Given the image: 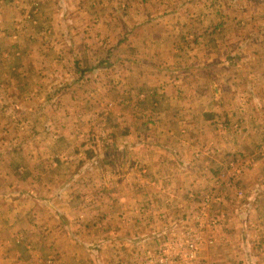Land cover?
<instances>
[{"label": "crops", "instance_id": "1", "mask_svg": "<svg viewBox=\"0 0 264 264\" xmlns=\"http://www.w3.org/2000/svg\"><path fill=\"white\" fill-rule=\"evenodd\" d=\"M202 1L0 0L1 97L14 95L10 103L28 109L34 126L42 120L38 108L50 109L43 120L47 133L35 127L26 136L30 145L17 149L20 158L29 157L22 160L27 175L20 186L34 195L47 189L41 194L45 205L60 197L59 205L74 212L82 198L70 197V189L94 192L87 203L92 210L75 228L63 224L78 213L55 217L33 201L45 212L34 220L43 227L28 225L29 233L90 237L97 244L109 242L116 255L121 247L132 253L136 237H143L141 249L157 245L183 214L180 207L190 203L183 189L211 186L212 173L224 165L214 155L219 152L253 156L244 183L264 190V154H259L264 145V0H212L211 6ZM213 9L219 11V23H194ZM189 39L208 44L205 63L196 50L181 52L178 45ZM169 44L171 54L165 52ZM165 59L173 60L170 73L159 67ZM194 158L197 165L187 162L185 175L177 171L178 161ZM52 160L57 168L46 166ZM50 190H59L56 200ZM60 192L66 194L63 202ZM254 205L253 219L261 223L257 201ZM57 221L62 227L49 224ZM232 235L222 232L217 242L226 246ZM70 243V248L57 246L53 261L39 259L35 250L24 261L14 250L13 264H108L99 258L84 262L80 247ZM251 243L253 253L241 254L240 260L264 264V244L259 252ZM37 249L51 251L45 245Z\"/></svg>", "mask_w": 264, "mask_h": 264}, {"label": "rangeland", "instance_id": "2", "mask_svg": "<svg viewBox=\"0 0 264 264\" xmlns=\"http://www.w3.org/2000/svg\"><path fill=\"white\" fill-rule=\"evenodd\" d=\"M200 1V0H198ZM203 4H209L211 6L212 0H203ZM218 10V9H217ZM219 15V11H215V9L212 10V12H209L206 14V18L200 19L198 17L196 19L197 26H210L211 24L214 23H219L217 20ZM200 32L203 31V29H199ZM225 31V30H224ZM188 32V30H186ZM223 33V30L221 31H216V38L221 37ZM184 39H181L182 41ZM193 39H189L188 41H184V43H181L178 45L179 49L181 52L184 54H187V52H191L196 50V54L198 55V60H203L202 62L205 63L206 59V48L208 47V44L198 46V43H193ZM202 41V39H201ZM200 42V41H198ZM203 42V41H202ZM173 46L171 44L165 45V52L168 54H171L173 52ZM173 60H163L162 63H159V67H163L165 70H167V73H170V70L173 68ZM201 62V61H200ZM158 63V62H157ZM156 63V64H157ZM0 68H1V62H0ZM202 69L204 67H201ZM199 68V70H202ZM8 82V81H7ZM6 82V85L8 84ZM3 84V83H0ZM2 93H0V264H5L4 261H7V264H13L14 257L18 254L20 258H22L24 261H28L30 259V255L32 252L38 251L40 254L39 259L43 258L44 256L50 257V260L53 261L56 259L58 256V253H56V250H59L61 247L65 248H70L73 246L70 242H74V244L79 246V252L81 256H83V261L84 262H92L94 259L97 260L99 258L102 261H106L108 264L109 262H113L116 260L117 262H131L136 258V255H138V251L140 249L138 243L142 241L143 237H136L135 243V248H132L133 252L132 253H125V247L119 248L120 252L116 255L112 252L111 244L107 242L106 244H101L98 243L99 245L101 244L102 249L99 247L97 243L93 242V239L88 237V238H77L74 236H65V238H59V237H45V235L37 233H29L30 228L28 225H32L35 228H42V224L40 221H34L35 216L39 218L40 215L44 214V210L40 208V206H32L33 201H38L42 203V206L47 204L45 197H43L41 194L45 191L48 193L47 189H42L38 190V195H34V192L31 188H22L20 186L21 182H23L25 176L27 175L25 172L24 162L22 160H28L29 157H21L20 154H18V150L20 149L21 145L28 144V141L26 140V136L29 134L31 135L32 131H35L34 128L37 127L39 130L44 128L42 130V133H47L45 130V126L43 124V120L45 121L46 118L50 116V109H45V108H38V113H37V118H41L39 126H34L31 125V123L28 120V117H32V113L28 111V109H19V108H14L10 101L11 98L14 95H9V94H4L3 97H1ZM32 121V120H31ZM30 123V124H29ZM38 130V131H39ZM23 151L24 148H21ZM259 150H262L259 154H264V145L263 147H260ZM258 150V151H259ZM21 151V152H22ZM235 155L241 156L240 159H247L249 160L247 163V167L244 162H242L241 166V172L237 175L238 177V185L242 187L244 190V196L242 199L237 200L234 197L235 194V189L231 187H225L224 189L222 188L221 190V195H223V200L222 203L219 206V209H226L229 213L226 215L225 221H224V228L225 231L228 232H234V235L229 236L227 238H230L227 243H225L223 246L220 241H216V245L213 247L209 248L213 249V252L208 255V250L203 251L202 253V260H206L210 262V264H248L247 262L245 263L244 261L240 260L241 259V254L244 257V255H248L250 253H253V247H252V241L254 243V248H256L259 252H261V244H264V241L260 239L259 235V228L261 230H264V190L259 189V186L256 184H252L253 182L247 183L245 185L244 179L246 174L250 171L249 164H251V167L254 165V160L255 158L253 156H247L245 154H240V153H234ZM234 154H232L234 156ZM24 154L22 153L21 156ZM215 156H219V158L222 160V163L226 164V156H231V155H224L221 152L215 153ZM47 160V159H46ZM175 159V163H176ZM197 158H194V160L191 161H178L177 162V171L181 172L182 174L184 173L183 167L186 166L187 162L189 164H196ZM56 160H52V162ZM45 162V161H44ZM52 162L46 164L47 167H54L57 168L58 164L52 165ZM24 164V165H23ZM197 165V164H196ZM224 168L219 167V169H216L212 173V179H211V186H213L214 183V178L219 174V172ZM226 173L227 170H224ZM223 171V172H224ZM185 175V174H183ZM186 175L185 177H187ZM204 175L202 174L203 177ZM21 181V182H20ZM15 185L16 188H12V186ZM198 186V187H197ZM195 185V189L197 194H199V191L204 190L205 187ZM210 186V187H211ZM209 187V188H210ZM40 188V187H38ZM193 188V187H192ZM193 188V189H194ZM199 188V190H197ZM208 188V187H207ZM41 189V188H40ZM191 188L188 190L183 189V194L185 192L186 197L187 196V191H189ZM84 190H73L72 188L70 189V193L68 194L70 197L74 196L75 194H81V200L80 204L84 203L83 205L78 204L76 208V212L72 210V208H64L60 206V197L57 199V202L55 204H50V205H45L44 209L47 206V210L49 213H52V215H57L63 216L66 213L70 214L72 216L73 214H76L75 217V222L73 221H68L64 222L63 225H67L70 228H75L76 224L83 223L84 220V215L89 213L92 210V206L88 205L87 203H91V198L93 196V191L92 190H86L85 192L82 193ZM16 192V195L14 193ZM51 192L52 196L56 200V197H58L56 192L57 191H49ZM261 192V194H260ZM263 193V194H262ZM25 194V197H22V195ZM62 196V202L63 199L66 197V194H58ZM16 196V198H14ZM50 197V198H53ZM260 198V200H259ZM36 199V200H32ZM17 200L16 205L14 204V201ZM26 200L28 202H26ZM192 200V199H191ZM229 200L234 202L232 205L229 204ZM257 201L259 207V211L257 209V216H260L262 219L261 223L257 222L255 219H253L254 213L256 214V208L254 207V202ZM259 201H261L259 203ZM253 204V207H252ZM256 204V203H255ZM181 205V204H180ZM186 206V207H185ZM197 204L195 201L192 203L190 202L187 205H183L180 207L181 212H185L186 210L194 209L196 208ZM185 207V208H184ZM71 212V213H70ZM139 212V211H138ZM17 213H26L28 216H21L19 217H12L14 214ZM181 213V214H182ZM15 216V215H14ZM32 218V219H31ZM60 218V217H59ZM2 219H5L3 221ZM31 219V220H30ZM178 219V218H177ZM255 220V223L254 221ZM77 221V222H76ZM125 221V220H123ZM136 221V222H135ZM140 221V220H139ZM138 220H134V223H140ZM142 221V220H141ZM36 222V223H35ZM251 222L254 224V227H250ZM8 223H11L8 225ZM53 224L52 227H60L62 224L61 222H49V224ZM72 223V224H69ZM143 223V221H142ZM62 227V226H61ZM242 229V231H241ZM4 230V231H3ZM244 230H251L252 234H249V232H244ZM254 230V231H253ZM223 231V232H225ZM222 233V232H221ZM143 234V233H142ZM238 235V237H236ZM249 235V236H248ZM260 236V237H259ZM104 239L105 241H111V237ZM251 237V239L249 238ZM103 238V237H102ZM66 239V240H63ZM160 241H162V237L158 238ZM218 239V237H217ZM216 239V240H217ZM78 240V241H77ZM123 241V238H121ZM247 240V242H246ZM259 240H261L259 242ZM80 242V243H79ZM241 242V243H240ZM244 242V243H242ZM258 242V243H256ZM103 243V242H102ZM80 244V245H79ZM47 246V248L51 249L49 251L50 253H41L37 247L38 246ZM74 245V246H75ZM103 245L105 246L103 248ZM152 245L151 243H148V246H145L146 249H153L157 247L159 244L150 246ZM57 246H60L58 248ZM223 247H227V249H223ZM17 251V254L13 255V251ZM102 250V252H101ZM255 250V249H254ZM32 251V252H31ZM247 251V252H245ZM116 256V258H114ZM250 257V255H249ZM94 258V259H93ZM95 260V261H96ZM250 260V259H249ZM250 263V261H248ZM261 263V262H259ZM85 264V263H84ZM120 264V263H118Z\"/></svg>", "mask_w": 264, "mask_h": 264}, {"label": "built area", "instance_id": "3", "mask_svg": "<svg viewBox=\"0 0 264 264\" xmlns=\"http://www.w3.org/2000/svg\"><path fill=\"white\" fill-rule=\"evenodd\" d=\"M230 155L226 156V164L214 178L213 186L199 191V194L195 188L187 191L188 200L197 204L194 211L186 210L180 218L173 220L161 233L162 241L159 240L157 247L151 250L140 247L133 261L120 264H210L201 259L202 253L216 245V237L225 230L224 221L229 213L226 209H219L223 200L220 192L222 188L231 187L235 189V199L240 200L244 196L237 175L242 170V162L247 167L249 160ZM233 203L229 200L230 205Z\"/></svg>", "mask_w": 264, "mask_h": 264}]
</instances>
